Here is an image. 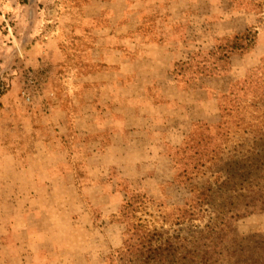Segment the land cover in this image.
Here are the masks:
<instances>
[{"label": "crops", "instance_id": "1", "mask_svg": "<svg viewBox=\"0 0 264 264\" xmlns=\"http://www.w3.org/2000/svg\"><path fill=\"white\" fill-rule=\"evenodd\" d=\"M67 1L59 8V0H0V50L10 51L13 64L14 50L22 49L28 54L25 64L47 68L44 87L55 88L58 98L73 81L78 88L65 93L77 97L96 69L91 96L98 95L105 80V110L112 111L103 114L98 104H75L78 116L69 123L71 106L52 101L37 106L42 125L53 118L56 122L58 136L47 137L16 118L13 101L19 93L11 88L19 78L11 68L0 72V83H11L0 92V264H103L95 250L99 237L94 222L80 218L87 209L77 181L71 180L75 171L68 169L80 165L85 175L94 174L91 167L99 149L94 154L81 150L66 159L61 135L70 126L81 136L95 128L119 130L131 109L145 115L139 121L143 129L157 116L185 122L221 117L225 102L220 90L209 86L226 75L208 73L205 80V75L178 66L194 62L198 52L210 54L220 43L231 42L235 20L244 15L237 7L247 0ZM37 2L52 6L41 11L47 19L44 26L36 24L40 12L31 7ZM15 34H22L21 45ZM65 38L72 40L67 49L61 45ZM245 59L232 60V66L247 64ZM110 78L121 80L115 93L108 91ZM212 101L216 109L207 116L211 112L205 102ZM112 147L117 148L103 144L101 149Z\"/></svg>", "mask_w": 264, "mask_h": 264}, {"label": "trees", "instance_id": "2", "mask_svg": "<svg viewBox=\"0 0 264 264\" xmlns=\"http://www.w3.org/2000/svg\"><path fill=\"white\" fill-rule=\"evenodd\" d=\"M20 1L26 4L29 0ZM263 13L264 0L253 3L249 14L236 18L237 29L232 41L220 43L209 54L207 71L211 74L227 73L232 60L236 58L251 60L253 65L246 69L243 82L258 88L259 97L249 99L247 96L237 95L233 98L238 106L237 120L207 127L205 133L199 135L193 158H177V162L181 160L176 165L179 168L178 185L186 190V198L182 208L174 209L165 217L175 216L172 222L177 234L167 235L163 224L157 226L154 222L142 220L138 223L140 234L125 240L120 257H111L108 264H205L208 261L209 247L226 250L236 240L241 220L249 224L256 221L264 226V218L257 217L258 204L264 198V57L255 55L264 39ZM70 43L72 40L65 38L61 43L62 48L67 49ZM73 64L77 65V62ZM191 66L189 62L178 68L187 72ZM95 71L96 69L93 70V78L83 82L81 92L78 93L81 96L74 97L65 93L67 88L77 89V82L74 84L76 87L65 85L66 88L61 89L65 98L57 97L53 103L65 104L66 107L74 104H98L103 114L111 112L112 110H105V80H102L98 95L91 96L95 89ZM194 71H197V67ZM60 77L63 79V75L59 79ZM120 81L110 78L109 93H115L121 86ZM4 82L7 81L0 83V92L5 91ZM239 105L243 106L239 109ZM143 116L145 115L141 109H131L123 116L119 130L95 128L90 129L86 136L79 135L70 126L61 135L67 146V151H64L66 159L73 155L72 152L81 150L94 154L103 144L139 148L147 152L148 156L158 152L164 143L156 132L149 133L139 126ZM60 165L63 168L61 163ZM71 170L76 175L71 180L77 181L80 188L85 186V167ZM78 179L81 183H78ZM139 195L143 202H127L123 209L125 218L141 205L145 208L154 206L152 197L145 193ZM157 213L161 214L160 211ZM151 214H155V210ZM207 219L208 223L201 227ZM190 229L191 233L187 234Z\"/></svg>", "mask_w": 264, "mask_h": 264}, {"label": "rangeland", "instance_id": "3", "mask_svg": "<svg viewBox=\"0 0 264 264\" xmlns=\"http://www.w3.org/2000/svg\"><path fill=\"white\" fill-rule=\"evenodd\" d=\"M258 1L247 0L241 3L237 8L242 11H238V13L244 11V15L240 14L239 16L249 14L252 4ZM67 2V0H59L58 7L64 6ZM38 4L40 5L39 7ZM31 7L40 12L36 24L44 26L47 23V19L41 11L43 12L47 7L52 8V6H47L46 2L44 4L37 2L36 5H31ZM9 35L10 32L5 34L6 37ZM15 37L19 45H21V42L23 43L22 34H15ZM14 53H16L17 59L12 64L11 61L9 62L11 59L10 51L4 50L0 52L1 60L4 63L0 64V72L5 73L6 71L4 70L11 68L10 70H15L16 77L19 78V81L15 80L12 88L10 82H4V90L11 88L19 93L18 100L14 99L13 101V106L17 111L16 118L25 122V124L29 122V127H32L31 129L36 130L35 132L37 133L45 134L47 137L58 136L54 118L48 125H42L44 122L42 119H39L40 117L37 112V106H43L42 104H45V102L49 104L57 98L56 89L45 86L46 88H43L44 94L48 95L51 92L45 102L43 101L44 98H41L39 94L33 104H26L20 96L23 74L25 71H32L37 67L24 63V55L27 54V52L24 53V50H14ZM255 55L264 57V39ZM195 57L194 62H191V68L187 72L192 74L194 68L197 67V71H194L193 74L205 75V80H207L209 77V72L207 71L210 63L209 53L198 52ZM245 62H247L245 65H243V62H237L233 66L231 63L230 70L227 73H223L226 75L225 82L223 80L214 81L209 86L211 90H220V95H222L221 100L225 102V108L221 117L214 118V120L206 118L207 120L185 122L171 119L164 120L161 116H157L150 121L147 132H156L158 136H161L160 140L164 144L157 150L158 152L150 156L146 155V152L139 148H123L118 145H110L117 146V148H107L105 151L101 147L99 148L96 156L97 159L93 164L94 167H91V171L94 174L91 173L90 176L86 175L85 186L79 187V198L87 209V212L80 218H92L95 231L99 237L95 250L100 251L101 258L103 257V264H108L111 257H114V259L120 257L122 243L140 234L138 223L142 220L154 222L157 226L163 224V229L168 232L167 235L177 234L174 232L176 226L173 225L175 216L165 218L174 209L182 208L184 206V199L186 198V190L178 185L179 168L176 165H179L181 160L177 162V158H193L195 147L199 141V135L205 133L207 127L216 126L222 122L232 123L237 120L236 109L238 106L235 105L236 103L233 100L237 95L247 96L249 99H257L259 97L258 88L244 84L243 82L246 69L253 65V62L247 58ZM74 84L70 83L68 86L72 88ZM211 95L214 94H209L210 97ZM60 98L63 99L65 97L61 95ZM70 102L74 104L73 101ZM69 105L67 104V106ZM205 105L208 112H211L206 114L209 116L216 109L214 107L215 102L213 104L205 102ZM242 106L239 105V109ZM76 110L75 104L70 107L67 114V122L70 123L73 121V117L75 119L78 116ZM7 125L14 127V123L12 122L7 123ZM117 149H120V151ZM75 167H80V165L74 166L73 169ZM182 167L184 168L183 165ZM78 183H81V180L78 179ZM142 193L153 198L154 206L145 208L141 205L138 210L131 211L128 214V218H125L126 214L123 215V209L126 203L143 202V199H140L141 196L139 195ZM258 208L257 217L264 218V198L258 204ZM154 210L155 214H151ZM159 211L161 214L158 215L157 212ZM207 223L208 219L201 227ZM191 230L186 233L190 234ZM263 257L264 226L257 224L256 221L249 224L247 221L241 220L236 240L231 242L226 250L209 247L207 249L208 261L205 264H264Z\"/></svg>", "mask_w": 264, "mask_h": 264}, {"label": "built area", "instance_id": "4", "mask_svg": "<svg viewBox=\"0 0 264 264\" xmlns=\"http://www.w3.org/2000/svg\"><path fill=\"white\" fill-rule=\"evenodd\" d=\"M46 77L47 68L44 67H37L32 71L27 70L24 72L20 96L26 104H33L39 94L41 98H44V102L47 100L48 96H50V94H44L43 88L46 84ZM45 104L42 105L44 106Z\"/></svg>", "mask_w": 264, "mask_h": 264}]
</instances>
